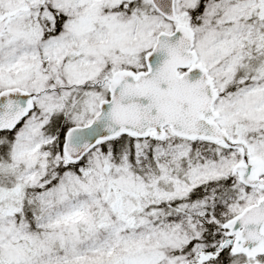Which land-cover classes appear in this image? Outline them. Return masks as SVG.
I'll return each mask as SVG.
<instances>
[{"label": "snow or ice", "instance_id": "snow-or-ice-1", "mask_svg": "<svg viewBox=\"0 0 264 264\" xmlns=\"http://www.w3.org/2000/svg\"><path fill=\"white\" fill-rule=\"evenodd\" d=\"M0 264H264V0H0Z\"/></svg>", "mask_w": 264, "mask_h": 264}]
</instances>
